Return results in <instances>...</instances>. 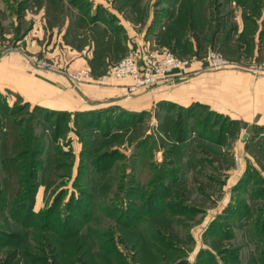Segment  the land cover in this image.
I'll return each mask as SVG.
<instances>
[{
  "label": "rangeland",
  "instance_id": "rangeland-1",
  "mask_svg": "<svg viewBox=\"0 0 264 264\" xmlns=\"http://www.w3.org/2000/svg\"><path fill=\"white\" fill-rule=\"evenodd\" d=\"M166 1L0 0V56L54 65L70 52L68 64L84 57L105 71L129 51L128 30L153 41ZM197 44L176 53L201 60L209 49ZM104 71L68 81L98 87ZM123 101L61 110L0 88V256L18 247L26 264L52 254L59 264H264V125L197 105L180 127L169 106L143 121Z\"/></svg>",
  "mask_w": 264,
  "mask_h": 264
},
{
  "label": "crops",
  "instance_id": "crops-1",
  "mask_svg": "<svg viewBox=\"0 0 264 264\" xmlns=\"http://www.w3.org/2000/svg\"><path fill=\"white\" fill-rule=\"evenodd\" d=\"M258 6L259 10L256 9ZM160 7L156 33L151 38L159 49L196 51L201 40L206 44L205 49L214 48L236 60H229V65L224 68L212 69L196 58L184 71L129 93L128 87L132 84L129 78L107 80V83L101 80L98 87H88V83L70 84L67 77L57 72H62L66 65L75 70L88 64L84 57L68 64L65 57L70 52L63 53L58 64L45 68L35 67L28 61V55L11 52L0 56V88H9L33 103L61 110L124 98L126 107L142 111L143 121H148L150 113L158 119L169 106L173 113L177 111L179 127L181 119L188 116L186 112L196 115L198 108L193 105L205 107L208 112L227 116L242 125H264V73L257 72L252 63V60L264 58V0H178L174 8L168 1ZM153 13L152 10L148 12V23ZM31 32L34 30L27 34ZM128 33V47L147 40L131 30ZM26 49L33 53L45 51L46 57H54L47 47L40 48L34 43L28 44ZM64 51L67 50L64 48ZM190 116L185 117L187 122L192 120L193 115ZM208 118V115L203 116V121ZM208 124H204V130ZM148 132L149 129L145 131ZM205 144L203 139L201 146Z\"/></svg>",
  "mask_w": 264,
  "mask_h": 264
},
{
  "label": "built area",
  "instance_id": "built-area-1",
  "mask_svg": "<svg viewBox=\"0 0 264 264\" xmlns=\"http://www.w3.org/2000/svg\"><path fill=\"white\" fill-rule=\"evenodd\" d=\"M1 51L0 47V54ZM27 59L35 67L45 68L52 65L45 58L33 55H28ZM194 60L195 57L176 55L169 50L159 49L154 41L145 40L130 45L127 54L109 65L104 73L98 76V79L114 81L129 78L132 80V84L128 87V92L131 93L140 88L156 85L171 77L172 74L184 71ZM201 60L208 68L212 69H221L230 63L215 49H209ZM254 69L259 73H264V58L258 61ZM65 74L68 80L73 83L91 82L95 78L87 67L69 69Z\"/></svg>",
  "mask_w": 264,
  "mask_h": 264
},
{
  "label": "trees",
  "instance_id": "trees-1",
  "mask_svg": "<svg viewBox=\"0 0 264 264\" xmlns=\"http://www.w3.org/2000/svg\"><path fill=\"white\" fill-rule=\"evenodd\" d=\"M170 7L171 8H174V4L178 1V0H167ZM155 14H157L155 12ZM155 14H154V17H155ZM153 17V19H154ZM157 18H155L154 22L156 21ZM153 22V20H152ZM171 51L172 53L176 54V55H180L178 53H176V51L174 50H169ZM122 57V56H121ZM120 57V58H121ZM119 58V59H120ZM93 64V62H91ZM104 65V63H103ZM105 67V66H104ZM91 69V68H90ZM103 69L105 68H102V72L104 71ZM91 71L94 73V74H97V73H100L101 71H94V69H91ZM244 126H246V123L244 124ZM54 208V205L53 206H50L49 210L52 211ZM20 248L18 247H11V248H8L6 249L4 252H3V255L0 256V264H26V261L23 259V255L21 253V250H19ZM52 257V261H51V264H59L58 261L56 260L57 256L55 257V254L51 255ZM39 259V260H38ZM38 262H43L45 261L46 264H48V262L46 261V257H40V258H37ZM43 260V261H42Z\"/></svg>",
  "mask_w": 264,
  "mask_h": 264
},
{
  "label": "water",
  "instance_id": "water-1",
  "mask_svg": "<svg viewBox=\"0 0 264 264\" xmlns=\"http://www.w3.org/2000/svg\"><path fill=\"white\" fill-rule=\"evenodd\" d=\"M245 137H246V134L244 133L243 136H242V140H244Z\"/></svg>",
  "mask_w": 264,
  "mask_h": 264
}]
</instances>
